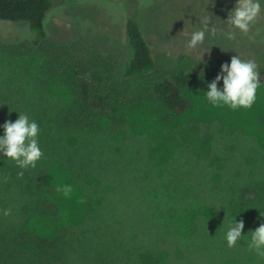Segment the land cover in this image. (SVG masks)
Masks as SVG:
<instances>
[{
    "label": "trees",
    "instance_id": "16d2710c",
    "mask_svg": "<svg viewBox=\"0 0 264 264\" xmlns=\"http://www.w3.org/2000/svg\"><path fill=\"white\" fill-rule=\"evenodd\" d=\"M52 7V0H0V22H26L33 32L30 42L5 45L3 52L40 60L33 83L13 81L0 87V136L6 121L26 114L39 125L43 151L36 167L27 169L0 154V264L3 259L9 264H58L61 254H74L85 264H170V253L176 250L207 253L205 244L189 239L190 224L202 228L206 213L226 214L234 199L222 189L209 198L214 187L204 184L203 178H186L182 183L167 174L143 176V183L136 184L141 197L117 194V182L100 174L116 144L94 132L101 121L111 122V132L123 126L110 108L112 103L129 102V89L120 78L129 81L155 74L146 80L142 99L162 108L165 121L174 123L175 116L191 107L185 92L208 89L233 56L182 57L172 70L157 71L153 50L129 13L122 17L128 57L120 73V55L115 52L79 41L47 39L44 21ZM261 24L262 19L255 22L258 28ZM260 32L264 37V30ZM240 58L252 60L246 55ZM256 65L262 87L264 62ZM85 75L94 78L87 88L81 82ZM54 76L66 93L64 100L55 99L48 81ZM218 87L223 88L222 80ZM94 97L100 100V117L94 111ZM21 171L24 175L18 177ZM53 171L66 172L80 187L86 197L83 213L73 214L60 201ZM164 243L173 246L168 254L162 250Z\"/></svg>",
    "mask_w": 264,
    "mask_h": 264
},
{
    "label": "rangeland",
    "instance_id": "374dc122",
    "mask_svg": "<svg viewBox=\"0 0 264 264\" xmlns=\"http://www.w3.org/2000/svg\"><path fill=\"white\" fill-rule=\"evenodd\" d=\"M52 3L44 21L47 39L79 41L104 52H115L120 55V73L128 57L122 17L129 13L139 22L153 50L157 71L172 70L182 57L211 54L246 55L255 63L264 62V37L260 35V30H264V0H259L261 12L247 34L232 32L225 22L237 0H52ZM205 18L211 22L209 28L215 26V35L207 31L203 44L189 49L191 34L204 30ZM259 19L262 24L258 28L255 22ZM32 39L28 23L0 22V87L6 88L13 81L31 83L38 74L37 57H12L3 52L5 45ZM154 75L129 81L119 77L129 89L130 99L126 103L111 104L113 116L123 125L119 132H111V122L105 121L94 132L111 137L116 144L113 156L103 162L106 170L100 174L117 182V194L137 197L143 196L136 186L143 183V176L167 174L169 179L182 183L186 178L205 179L204 184L214 187L209 198L214 199L212 193L222 189L234 202L226 214L221 210L206 213L203 229L190 224L189 239L205 244L207 253L171 252L173 246L170 248L164 243L163 252H171L170 264H264V258L249 251L247 244L250 231L264 223V86L258 88L250 109L235 111L227 106L210 105L205 95L209 89L185 92L191 107L175 116L174 123H167L162 108L142 99L145 82ZM48 81L55 99L64 100L66 93L58 77H49ZM81 82L87 88L94 84V78L81 76ZM93 102L94 111L100 117V100L94 97ZM86 134H83L84 140ZM52 178L58 185H71L70 196L65 198L60 193V201L73 214L83 213L86 197L80 187L72 184L66 172L53 171ZM234 220L244 221V236L235 247L229 248L226 232ZM59 259L58 264H85L74 254L70 257L61 254ZM9 262L2 260V264Z\"/></svg>",
    "mask_w": 264,
    "mask_h": 264
},
{
    "label": "clouds",
    "instance_id": "9594fccd",
    "mask_svg": "<svg viewBox=\"0 0 264 264\" xmlns=\"http://www.w3.org/2000/svg\"><path fill=\"white\" fill-rule=\"evenodd\" d=\"M261 12L259 0H237L235 7L229 12L228 19L225 20L232 32L239 31L247 34L250 27ZM202 23L204 30L195 31L191 34L187 47L195 49L203 44L205 33L211 31L216 33L215 26L209 28L211 23L205 18ZM231 38V33H230ZM223 81V88H219L220 81ZM208 91L205 93L206 99L213 107L227 106L231 110L240 108L250 109L257 98V90L260 87V73L253 60H243L240 56H233L231 62L224 63L221 66V72L216 78L207 85ZM4 134L0 136V154L14 162L19 168H35L37 162L43 157V151L39 147V125L30 120L26 114H19L15 122L11 120L3 124ZM24 172L18 173V177H23ZM8 177H4L7 183ZM57 193H61L68 198L72 192L71 185H57ZM9 210H5L4 215H8ZM224 223V222H223ZM244 221H232L228 225L226 232V241L229 248L236 246L241 240ZM251 237L247 241L249 251L255 252L261 258H264V223L254 231H250Z\"/></svg>",
    "mask_w": 264,
    "mask_h": 264
}]
</instances>
